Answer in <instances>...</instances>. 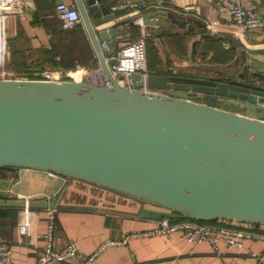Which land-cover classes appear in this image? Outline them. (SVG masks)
<instances>
[{
	"label": "water",
	"instance_id": "water-1",
	"mask_svg": "<svg viewBox=\"0 0 264 264\" xmlns=\"http://www.w3.org/2000/svg\"><path fill=\"white\" fill-rule=\"evenodd\" d=\"M76 3L111 85L97 79H0V168L30 167L84 180L157 206L169 218L264 226V86L247 70L238 82L230 80L242 67L239 57L234 68L219 71L227 80L151 72L147 80L133 73L136 86L122 85L106 55L117 51L118 36L136 23L135 16L100 29L96 25L124 9L102 0ZM142 17L147 24L194 28L186 16L166 9ZM251 54L264 55V48H249L247 59ZM245 67L264 73L249 61ZM61 199L0 195V205L48 208Z\"/></svg>",
	"mask_w": 264,
	"mask_h": 264
},
{
	"label": "crops",
	"instance_id": "crops-1",
	"mask_svg": "<svg viewBox=\"0 0 264 264\" xmlns=\"http://www.w3.org/2000/svg\"><path fill=\"white\" fill-rule=\"evenodd\" d=\"M59 1L20 0L22 12L12 15L9 20L10 39L15 40L23 56H33L45 69H62L53 63V53L49 52L53 49L64 54L69 61L73 60L75 56H80V60L84 64L100 66V60L84 22L81 25L86 33L85 41L78 40L77 43H72V40L65 38L59 41V32L64 30L62 22L57 16ZM66 1L74 2L77 5L76 0ZM102 1L112 9L124 10L114 19L96 25L100 29L132 15L137 19L142 17L144 12L159 9L172 11L175 15L186 16L189 22L194 24V28L189 26L182 28L173 22L164 25H152L145 23L144 20L140 23L136 21L135 24L138 25L139 31L143 35L151 33L157 43L165 42L166 47L174 56L173 58L176 59L174 67H171L172 65L168 67L166 59L160 58L159 63L154 67V72L221 77L210 75V73L195 72L198 68L202 71L205 70V72H210L211 69L215 68L219 72L222 71L221 66H217L229 62L215 61V67L207 64L209 61L206 56L207 48L204 45V29H208L218 36L227 38L224 46L226 48L232 46L236 52V56L233 58L234 65L224 71L234 68L236 66L235 59L239 57V64L242 67L236 76L238 80L240 79V72L247 70V73L252 75L256 81L255 83L264 86V73L257 72L254 68L245 67V63L248 61L259 68L264 67L262 63L264 55L251 54L249 59L246 56L249 48H264V28L238 30L234 25L229 8V2L235 1L264 14V0ZM130 4L136 5L132 7ZM187 5H194V8L190 12L184 13L183 10ZM211 24H216V28L212 29ZM125 29L127 30L126 34L118 36V48L124 43L135 40V33L131 25L126 24ZM174 33L183 35L182 45L178 42L176 43L177 47L173 45L171 35ZM101 42L107 41L102 40ZM201 45H203L202 50L204 52L202 62L199 60L190 62L184 57L189 52L196 53L198 46ZM70 56H72L71 59ZM56 59H61V56L57 55ZM182 64L187 66L186 71L174 69ZM236 108L240 112L245 110L239 106ZM6 171V173L0 172L1 196L53 198L62 195L54 230V244L57 247L64 246L70 240H76L82 252L91 253L98 248L102 241L108 238L120 239L126 233L147 230L159 218L165 216L161 208L130 197L116 195L111 196L110 199H99L98 188L93 184L71 179L59 173L30 167H12ZM63 204L71 205L65 206ZM91 206L114 207L134 213L108 211ZM27 214L32 220L28 234L21 233L19 230V225ZM224 223L238 227L245 226L235 222ZM47 229V208H30L27 212L24 206L0 205V240L11 244L13 260L16 264L37 263L46 243L44 233ZM258 229L264 230V226H260ZM263 250L264 239L261 238H245L242 246H230L226 240H219L218 247L215 248L207 241L195 243L185 240L181 238L179 232H176L170 238L161 235L134 236L127 243L110 245L97 255L95 264H255L256 254ZM0 264L6 263L0 262ZM57 264H78V262L77 258H73Z\"/></svg>",
	"mask_w": 264,
	"mask_h": 264
},
{
	"label": "built area",
	"instance_id": "built-area-1",
	"mask_svg": "<svg viewBox=\"0 0 264 264\" xmlns=\"http://www.w3.org/2000/svg\"><path fill=\"white\" fill-rule=\"evenodd\" d=\"M136 4H130L134 7ZM194 8V5H187L183 12L188 13ZM229 8L235 27L240 31L249 29L264 28V14L256 9L247 8L240 2H229ZM20 0H0V79H72L76 78V73L80 72V79H97L103 81L107 85H111V81L105 75L101 66L87 67L77 64L74 68L69 69H44L37 70L33 73L25 71H15L8 66L11 58V42L9 32L10 17L16 13L22 12ZM57 16L62 22L64 29H72L76 25L83 22V17L78 6L74 2L60 0L57 5ZM138 23L143 22V17L137 18ZM216 24H211V28L215 29ZM144 34L135 40L129 41L121 45L113 55H107V61L110 65L112 73L116 76L120 84L127 86H136L137 81L133 80V73H140L144 80H147L150 70L148 63V49ZM228 46V45H227ZM102 48H108V42L102 43ZM99 74H95L98 73ZM124 75V77H122ZM148 89L147 87H145ZM29 207L26 211L29 212ZM58 206L48 207V229L44 233L46 243L40 253L36 264H57L77 258L78 264H95L98 254L110 245L127 243L134 236H153L161 235L168 238L176 232L180 233L181 238L190 242H210L215 248L218 247L219 240H226L232 245H244L245 238H261L264 239V230L254 228L252 225L238 227L237 225L226 224L230 222L222 220L219 223L202 222L194 219H183L173 221L167 216L159 218L154 225L144 231L126 233L123 238H108L100 243L98 248L91 253H84L79 249L76 240H70L62 247L54 244V230L56 225V217ZM32 220L27 214L19 225L21 233H29ZM255 264L264 263V250L256 254ZM0 262L6 264H16L12 256L11 244L7 241L0 240ZM229 264V263H228Z\"/></svg>",
	"mask_w": 264,
	"mask_h": 264
},
{
	"label": "trees",
	"instance_id": "trees-1",
	"mask_svg": "<svg viewBox=\"0 0 264 264\" xmlns=\"http://www.w3.org/2000/svg\"><path fill=\"white\" fill-rule=\"evenodd\" d=\"M130 25H131L132 30H134V33H135L134 39H136L138 37V35L140 34L138 25H136L135 23H132ZM62 38L72 40V43H74V42L77 43L78 40H80L82 42V41L86 40V33H85V30L82 27V25L78 24L72 29H68V30L64 29L62 32H59V35H58L59 41H61L60 39H62ZM171 38H172V40L174 39L176 41V43L178 42V43H180V45H182V43H183V35L182 34L174 33L171 35ZM204 38H205L204 39V45L207 48V51L213 52L214 57H215V59H214L215 61L227 62V61L232 60L236 56V52L234 50V47L230 46V47L226 48L224 46V42L227 40V38L222 37V36H218L217 34L212 33L208 29H204ZM56 40H57V38H56ZM10 42H11L10 65L12 67H14L16 70H19L20 72L25 71L28 73H33L37 70H44L45 69V68H43V66L41 65L40 62H37L35 60L36 58H33V56H23L20 49L17 47L15 40L10 39ZM56 45H58V43H56ZM147 49H148V46H147ZM49 52L53 53L54 65L56 67H60L62 69H69L71 67L74 68L77 66V64H81V65H84L87 67H96V65L84 64L80 60L81 59L80 56L79 57L75 56L73 60L69 61L65 58L64 54H61V52H58L55 49L50 50ZM57 55L61 56V59L57 60L56 59ZM71 57L72 56H70L69 58L71 59ZM159 60H160V57L158 56V52L155 50V46H154L153 52L150 53L149 60H148L150 73L151 72L152 73H158V72H154V67L156 64L159 63ZM12 167H14V166L2 167V168H0V172L6 173L7 172L6 170H8ZM78 180H80V179H78ZM80 181H84V180H80ZM93 185H96V184H93ZM96 186H98V185H96ZM119 195L126 196L124 194H119ZM126 197H129V196H126ZM170 218L173 221L189 219V218H185L183 216H171ZM202 222H206V221H202ZM208 222L219 223L221 221L220 220H212V221H208ZM242 225H244V224H242ZM252 226L254 228L258 229V227H260L262 225L255 224Z\"/></svg>",
	"mask_w": 264,
	"mask_h": 264
},
{
	"label": "rangeland",
	"instance_id": "rangeland-1",
	"mask_svg": "<svg viewBox=\"0 0 264 264\" xmlns=\"http://www.w3.org/2000/svg\"><path fill=\"white\" fill-rule=\"evenodd\" d=\"M142 35H143V33L140 32V34L138 35V37L139 36H142ZM146 42H147V46H148V60H149L150 53L153 52V49H154V46H155V50L158 52V56L161 59H164V60L166 59V63L168 65V67L170 65H172L171 67H174V65L176 63V59L173 58L174 56L169 51V49L166 47L167 44L165 42H161V44L160 43H157V41L153 38V36L151 35V33L146 35ZM172 43H173V45L176 46V41L174 39L172 40ZM202 49H203V45L198 46V50H197L196 53H193V52L190 53L189 52V54H185L187 56H184V57H186L188 59V61H190V62H195L197 60H199L200 62H202L203 55H204V52H203ZM206 56H207L208 61H209V63H207V64L210 65V66H214L216 62L214 60L215 57H214L213 52L212 51H210V52L207 51ZM193 59H194V61H193ZM207 64H206V66H207ZM233 65H234V59L230 60L228 63H224L222 65H218L217 67H220L221 66V70L224 71V70H226L227 68H229V67H231ZM8 66L10 68H12L13 70L20 72L19 70H16L14 67H12L10 65V61L8 63ZM182 66H183V64L182 65H178L177 67L175 66L176 68H174V69H176V70L178 69L180 71H186L185 68L187 66H183V67ZM243 69H244V67H243ZM195 72L196 73H207V74L210 73V75L225 77V74H219V72L215 68L211 69L210 72H205V70L202 71L200 68H198V69H196ZM237 80H238V78H237ZM225 107H229V105H225ZM84 182H87V181H84ZM94 186H96V185H94ZM98 186H96V188H98L97 189V193H98L99 199H101V198L110 199L111 196H116V195H119L120 194L118 192L116 193L115 191L109 190V189L104 188L102 186H99V187ZM131 198H133V197H131ZM136 200H138V199H136Z\"/></svg>",
	"mask_w": 264,
	"mask_h": 264
},
{
	"label": "flooded vegetation",
	"instance_id": "flooded-vegetation-1",
	"mask_svg": "<svg viewBox=\"0 0 264 264\" xmlns=\"http://www.w3.org/2000/svg\"><path fill=\"white\" fill-rule=\"evenodd\" d=\"M225 71H223V73H224ZM236 76H238V72H237V74H236ZM235 76V77H236ZM217 78H223V79H225V80H227L228 78L227 77H217ZM231 81H235V82H238V80H237V78H233V79H230Z\"/></svg>",
	"mask_w": 264,
	"mask_h": 264
},
{
	"label": "bare ground",
	"instance_id": "bare-ground-1",
	"mask_svg": "<svg viewBox=\"0 0 264 264\" xmlns=\"http://www.w3.org/2000/svg\"><path fill=\"white\" fill-rule=\"evenodd\" d=\"M95 74H99V72L98 73H95ZM75 76L77 77V79H80L81 78L80 72L76 73Z\"/></svg>",
	"mask_w": 264,
	"mask_h": 264
}]
</instances>
